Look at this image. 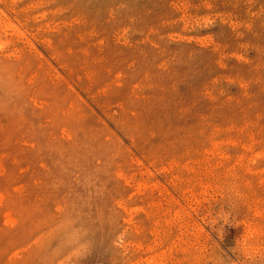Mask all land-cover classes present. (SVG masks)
I'll list each match as a JSON object with an SVG mask.
<instances>
[{
	"label": "rangeland",
	"instance_id": "1",
	"mask_svg": "<svg viewBox=\"0 0 264 264\" xmlns=\"http://www.w3.org/2000/svg\"><path fill=\"white\" fill-rule=\"evenodd\" d=\"M0 264H264V0H0Z\"/></svg>",
	"mask_w": 264,
	"mask_h": 264
}]
</instances>
